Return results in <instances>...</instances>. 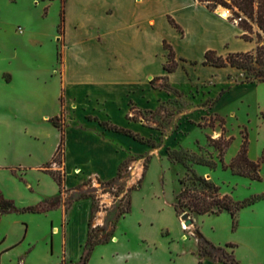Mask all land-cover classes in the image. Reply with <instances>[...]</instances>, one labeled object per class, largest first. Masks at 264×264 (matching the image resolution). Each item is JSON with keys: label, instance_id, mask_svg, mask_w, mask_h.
I'll return each instance as SVG.
<instances>
[{"label": "crops", "instance_id": "1", "mask_svg": "<svg viewBox=\"0 0 264 264\" xmlns=\"http://www.w3.org/2000/svg\"><path fill=\"white\" fill-rule=\"evenodd\" d=\"M63 8V50L59 68L52 71L58 74L33 77L25 62L18 65L9 59L3 67L0 42V193L19 209L61 200L58 208L44 213L0 211V264H82L93 200L80 199L69 207L67 200L86 179L109 181L132 155L152 152L145 142L107 130L102 123L130 130L145 141L150 134L130 117L133 111L141 114L156 108L162 89L153 80L167 76L170 87L178 89L183 80L186 89L190 75L203 81L216 79L219 88L237 69L204 66L206 52L226 57L252 52L258 45L259 29L247 40L244 30L220 8L212 11L198 0H64ZM165 42L179 63L174 73L164 69ZM238 90L255 91V104L264 113L263 83L236 85L223 95L221 90L214 112H221L223 101ZM62 110L63 193L43 168L61 141V131L50 119ZM143 173L137 168L134 180ZM142 192H133L132 212L120 219L109 242L94 248L87 264H200L198 242L175 210L176 196L168 197L163 186L146 196ZM98 198L107 210L96 214L93 226L102 228L113 203L108 197ZM174 224L189 236L183 234L177 242L164 236L163 231Z\"/></svg>", "mask_w": 264, "mask_h": 264}, {"label": "rangeland", "instance_id": "2", "mask_svg": "<svg viewBox=\"0 0 264 264\" xmlns=\"http://www.w3.org/2000/svg\"><path fill=\"white\" fill-rule=\"evenodd\" d=\"M63 5L64 0H0L3 67H6L5 59H9L18 65L25 62L33 77L48 78L51 74H58V71H52L59 68L57 60L63 50V29L61 33L58 32ZM249 22L254 36V29L259 28L256 23L251 20ZM259 32L264 38V33ZM188 78L191 84L186 89L183 88V80H180L179 89H162L155 109L141 114L132 112L130 118L145 127L147 134H150L145 138V143L152 152L143 157L132 155V162L124 167L123 179L109 189L110 192L103 193L100 184L92 178L91 184L99 190L98 197L112 200L111 217L116 214L115 207L125 204L121 199L126 196L128 189L136 187L141 179V186L134 191L143 189L144 196L163 186L167 196L173 199L182 189L180 180L183 178L191 187L200 190L202 186L196 181V176L213 182L220 187L222 195H229L235 202H244L264 194V164L261 165V181L235 175L231 170L223 169L219 151L209 140H219L222 135L227 139L233 138L224 156L225 163L229 164L241 148L244 140L242 132H246L250 160L257 161L261 157L264 149V113L259 112L255 104V91L232 92L223 101L221 112H214L219 92L241 85L244 73L234 71L228 76V82L219 88L216 79L203 81L192 79L190 75ZM155 85L165 87L166 82L158 81ZM50 87L54 89V86ZM200 162H214L217 167L211 169ZM146 164H149V168L145 176L135 181V170L139 168L144 172ZM134 191L131 193V201ZM189 214L194 221V225L189 227L193 234L196 227H199L204 236L218 246L234 244L236 247L228 250L234 252L240 264L242 261L248 263L255 260H258L257 264H264V200L239 212L235 230L228 212L219 216ZM110 230L111 226L107 229L100 227L96 233L104 239ZM183 234L189 236L180 224L171 225L163 231V235L172 236L174 242L180 241Z\"/></svg>", "mask_w": 264, "mask_h": 264}, {"label": "trees", "instance_id": "3", "mask_svg": "<svg viewBox=\"0 0 264 264\" xmlns=\"http://www.w3.org/2000/svg\"><path fill=\"white\" fill-rule=\"evenodd\" d=\"M200 3L205 4L210 10L215 11L219 7H225L229 9L233 16L229 19L233 22L234 19L242 18V21L238 25L244 30V38L247 40H252L253 37V27L249 20L256 23L259 30L264 33V0H198ZM170 23L176 29L181 32V28L176 24L172 19ZM65 24V10L62 9L61 12V24L59 26L58 32L61 33V29L64 28ZM64 33V31H63ZM257 36V48L252 52L246 53H232L224 57L219 55L214 50H209L205 54V60L202 63L204 66H213L217 68H226L232 67L244 73V80L241 82L250 83V84H264V38L261 33L258 32ZM165 48L168 50V59L164 65V69L168 73H174L178 67L179 63L176 60L175 52L170 45L166 42L164 43ZM197 64V63H195ZM165 81L166 85L158 86L160 89H169L171 88L168 83V77L158 78L152 81V84L155 86L157 81ZM226 91H222L223 95ZM62 106L64 105L63 94L61 96ZM65 112L62 110V113L58 117L50 119L52 125L58 128L61 131V141L58 146V149L53 157V159L44 165V170L47 171L58 183L60 186L61 192H66L64 187L65 181V171L62 169L65 162ZM224 123V120H221ZM107 130L122 133L128 136H131L135 140L145 142L139 135L133 133L130 130L121 128L117 125L111 124L109 122H103ZM243 134V143L237 155L232 159L229 164L225 163L224 156L227 149L230 147L233 138H225L222 135L219 140L210 139L211 144L219 151V160L222 164L224 170H231L233 174L239 175L242 177L249 178L253 181H261V165L264 164V149L261 157L257 161L250 160L248 156V135L246 132ZM178 161H182L176 158ZM132 160H126L123 162L119 168L118 175L109 180L101 181L96 178V182L100 184L102 192H110L109 189H112L123 179V170L124 167L129 165ZM199 164L205 165L211 169H215L217 164L214 162H200ZM54 166H58L59 169H53ZM149 164L145 165V170L143 177L145 176ZM16 173L15 170H13ZM91 179L83 182L76 192H74L70 198L67 200L66 205L69 207L73 202L78 201L84 198H91L93 200V209L89 225L88 240L85 246V251L82 256V264H87L89 261L94 248L100 244L109 242L114 233L117 221L126 216L131 212L132 201L131 193L132 191L138 189L141 186V180H139L136 187L128 189L126 196L121 199V202L125 204H120L115 207L116 214L114 217L109 215L108 221L105 225V229L110 228L111 230L107 233L104 239H101L96 233L100 227H94L93 222L96 217V214L104 209L100 205L98 198V189L91 184ZM196 181L199 182V185L202 186V189H195L189 185L185 178L181 179L182 189L176 197L175 210L178 216H182L184 213H194L198 216H219L224 212H228L233 220V230L237 228L238 225V214L239 212L249 207L256 202L264 200V194L256 196L250 200L244 202H235L229 195H222L221 189L213 182L207 181L205 178L196 176ZM61 200L58 199H48L40 204L32 207H27L24 209H19L15 206V203L11 200L5 199L0 193V211L1 213H18V212H31V213H44L50 209L58 208ZM194 236L198 242V253L197 257L200 264H203L205 261L217 262L222 264H240V262L235 258L234 252H230L228 249H234L236 246L234 244H227L226 247L218 246L208 240L204 234L201 232L199 227H196Z\"/></svg>", "mask_w": 264, "mask_h": 264}, {"label": "water", "instance_id": "4", "mask_svg": "<svg viewBox=\"0 0 264 264\" xmlns=\"http://www.w3.org/2000/svg\"><path fill=\"white\" fill-rule=\"evenodd\" d=\"M181 220L184 222V225L186 227H192L194 225V221L192 219V217L190 216L189 213H184L182 216H181Z\"/></svg>", "mask_w": 264, "mask_h": 264}, {"label": "built area", "instance_id": "5", "mask_svg": "<svg viewBox=\"0 0 264 264\" xmlns=\"http://www.w3.org/2000/svg\"><path fill=\"white\" fill-rule=\"evenodd\" d=\"M227 11H228V15H227V17L228 18H230V17H232L233 16V14H232V12L229 10V9H227ZM242 18L243 17H241V18H237V19H234V23L235 24H238L239 22H241L242 21ZM22 32V30H20V33Z\"/></svg>", "mask_w": 264, "mask_h": 264}, {"label": "bare ground", "instance_id": "6", "mask_svg": "<svg viewBox=\"0 0 264 264\" xmlns=\"http://www.w3.org/2000/svg\"><path fill=\"white\" fill-rule=\"evenodd\" d=\"M220 12L226 17L228 15V11L226 8H220Z\"/></svg>", "mask_w": 264, "mask_h": 264}]
</instances>
